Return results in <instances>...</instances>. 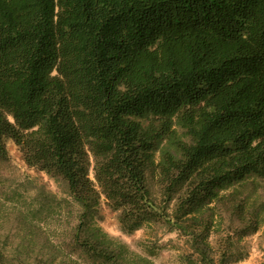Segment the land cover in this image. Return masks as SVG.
I'll return each mask as SVG.
<instances>
[{
    "label": "trees",
    "instance_id": "1",
    "mask_svg": "<svg viewBox=\"0 0 264 264\" xmlns=\"http://www.w3.org/2000/svg\"><path fill=\"white\" fill-rule=\"evenodd\" d=\"M9 142L79 206L94 264H153L91 223L102 198L126 235L178 234L187 264L243 261L264 218V0H0V162Z\"/></svg>",
    "mask_w": 264,
    "mask_h": 264
},
{
    "label": "rangeland",
    "instance_id": "2",
    "mask_svg": "<svg viewBox=\"0 0 264 264\" xmlns=\"http://www.w3.org/2000/svg\"><path fill=\"white\" fill-rule=\"evenodd\" d=\"M9 151V160L0 162V264H58L69 258L94 264L73 242L79 206L56 180L29 167L11 142ZM98 208L91 223L131 253L153 264H187L189 249L178 234L152 224L126 235L104 198ZM240 244L248 255L233 264H264V218L258 232Z\"/></svg>",
    "mask_w": 264,
    "mask_h": 264
}]
</instances>
